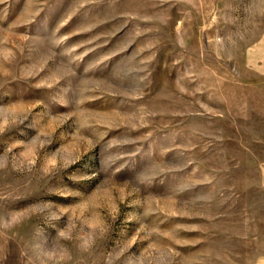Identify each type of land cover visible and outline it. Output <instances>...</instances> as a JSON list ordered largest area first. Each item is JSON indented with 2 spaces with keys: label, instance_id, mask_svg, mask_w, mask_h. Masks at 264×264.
<instances>
[{
  "label": "rangeland",
  "instance_id": "obj_1",
  "mask_svg": "<svg viewBox=\"0 0 264 264\" xmlns=\"http://www.w3.org/2000/svg\"><path fill=\"white\" fill-rule=\"evenodd\" d=\"M0 264H264V0H0Z\"/></svg>",
  "mask_w": 264,
  "mask_h": 264
}]
</instances>
